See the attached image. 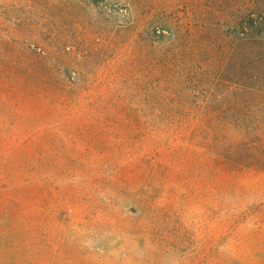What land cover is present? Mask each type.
<instances>
[{
  "label": "rangeland",
  "instance_id": "374dc122",
  "mask_svg": "<svg viewBox=\"0 0 264 264\" xmlns=\"http://www.w3.org/2000/svg\"><path fill=\"white\" fill-rule=\"evenodd\" d=\"M0 264H264V0H0Z\"/></svg>",
  "mask_w": 264,
  "mask_h": 264
}]
</instances>
